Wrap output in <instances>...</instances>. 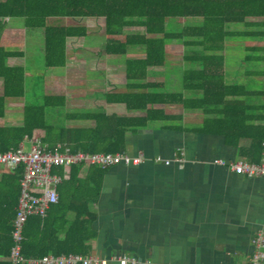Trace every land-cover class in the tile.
<instances>
[{"label":"trees","instance_id":"trees-1","mask_svg":"<svg viewBox=\"0 0 264 264\" xmlns=\"http://www.w3.org/2000/svg\"><path fill=\"white\" fill-rule=\"evenodd\" d=\"M4 18L8 21H2ZM51 18L68 19L71 24L50 25L47 20ZM88 18L104 20L105 56L123 58L124 91L102 92L100 96L106 104L123 105L133 115L103 111L67 113L65 96L45 95L42 104L23 106L20 125L0 126V153L16 149L35 130L43 131L41 140L49 148L60 144L72 153H123L127 134L146 128L148 123L160 122L168 128L186 130L175 124L181 120L180 114L165 111V107L178 106L183 111L203 114L196 128L199 134L221 136L234 147L240 139L249 140V147L242 150L243 157L257 163L264 150V0H0V39L9 21H20L25 36L41 40L44 67L63 68L67 39L86 38L88 32L83 22ZM175 18L202 21L181 27L172 22L169 30L168 20ZM127 28L142 31L127 32ZM233 38L258 42L244 48L247 54L240 61L241 65L257 66L241 71L240 74L253 77L247 85L228 83L225 78L226 40ZM171 42L182 46V62L190 66L181 70L176 91L166 90L162 82L148 80L152 69L166 65L165 47ZM129 51L143 55L127 57ZM22 56L0 43V118L5 116L7 99L25 96V68L7 63L9 58ZM51 114L62 116L64 123H52ZM67 121H87L92 125L68 127ZM81 166L69 168L68 179L56 189L58 202L45 217L27 218L21 234L23 257L87 255L86 242L92 238L88 204L96 196L94 186L98 180H81ZM54 170L62 173L63 169ZM21 174L22 169L17 168L0 176V264H9ZM69 211L75 214L70 222L66 219ZM61 231L63 239H59Z\"/></svg>","mask_w":264,"mask_h":264},{"label":"crops","instance_id":"crops-1","mask_svg":"<svg viewBox=\"0 0 264 264\" xmlns=\"http://www.w3.org/2000/svg\"><path fill=\"white\" fill-rule=\"evenodd\" d=\"M10 24L22 26L20 21H9ZM8 26L0 43L23 56L9 58L7 63L24 67L29 75L35 65L34 54L42 53V42L37 48L27 47L23 28L21 32L19 26H9L10 31ZM8 100L5 115L13 99ZM107 109L111 113L101 111L133 115L125 109V114L119 115L114 106ZM166 109L168 114H177ZM179 114L181 120L175 124L186 130L152 122L127 134L126 152L141 155L143 162L106 169L81 166V180H98L94 186L96 196L88 204L92 238L86 242L87 255L106 259L107 264H118L113 258L121 254L132 258L134 264H248L257 231L264 225V177L237 174L214 161H248L242 150L249 147L250 141L240 139L236 147L230 146L221 136L196 131L204 117L199 111ZM155 157L170 163L156 162ZM2 173L7 171H1L0 176ZM74 218L73 212H67L68 222ZM63 238L61 231L59 239Z\"/></svg>","mask_w":264,"mask_h":264},{"label":"rangeland","instance_id":"rangeland-1","mask_svg":"<svg viewBox=\"0 0 264 264\" xmlns=\"http://www.w3.org/2000/svg\"><path fill=\"white\" fill-rule=\"evenodd\" d=\"M200 18H175L168 20V29L171 28V23L175 22L178 27L186 24H194L201 22ZM16 22V21H15ZM80 22V21H79ZM50 25L64 26L71 24L68 19L51 18L47 20ZM83 24L87 28L88 36L79 39H67L66 42V65L63 68H45L43 65L42 53L34 54V66L27 77V86L25 96L22 98L13 99L12 104L7 105V113L4 118H0V126H18L22 119V108L24 105L42 104V98L51 95L67 96L65 109L82 110L84 112L106 111L109 107L115 108V112L119 115H124L122 105H110L97 94L102 92H122L124 91L125 76L123 68V58L115 56H105L102 52L104 44V20L103 18H88ZM8 23L6 24V27ZM12 28L19 26L20 31L23 26L10 24ZM8 26V27H9ZM5 27V28H6ZM242 28V26H235ZM9 29H11L9 27ZM17 30V29H16ZM14 30V31H16ZM10 31H13L12 29ZM130 31H142L141 28H127ZM22 32V31H21ZM24 32V31H23ZM14 34V33H13ZM25 34V33H24ZM9 35V34H7ZM4 35L5 37L7 36ZM22 37V36H20ZM29 38V39H28ZM25 44L28 46H39V39L28 37ZM123 40V37H120ZM12 41V37L10 36ZM1 42V39H0ZM255 39L252 38H233L226 40V48L224 52L225 58V78L228 83L239 82L249 84L253 77H247L240 74L242 70L257 69L255 63H247L241 65L240 61L247 54L244 48L246 46L255 45ZM2 44V43H1ZM5 47V45H4ZM6 48V47H5ZM12 49L11 46H9ZM42 49V43H41ZM166 65L152 69L148 77L149 81L162 82L166 84L165 89L169 91L178 90V80L180 72L190 66L182 62V46L175 43L167 44L166 47ZM33 50V49H32ZM31 51V50H30ZM140 51H129L127 57H140ZM31 67V65L29 66ZM257 83V82H256ZM258 87V86H257ZM261 87V86H260ZM0 92L2 93V85L0 83ZM30 93V94H29ZM29 94V95H28ZM9 100L7 104H9ZM6 105V104H5ZM171 108L178 115L183 110L178 106L165 107ZM168 110V109H166ZM110 112V111H109ZM49 113V112H48ZM111 113V112H110ZM128 114V112H127ZM130 114V113H129ZM49 120L56 125L63 124L62 116L57 117L55 114L49 116ZM66 126L91 125L92 122H66ZM34 134L39 138L43 137V131L35 130ZM30 144L25 143V148L29 149Z\"/></svg>","mask_w":264,"mask_h":264},{"label":"built area","instance_id":"built-area-1","mask_svg":"<svg viewBox=\"0 0 264 264\" xmlns=\"http://www.w3.org/2000/svg\"><path fill=\"white\" fill-rule=\"evenodd\" d=\"M2 21H8L7 18ZM29 143V149L25 143ZM145 158L141 155L132 156L128 152L109 153H83L70 152L69 148L55 144L49 148L41 138L33 134L30 139L25 138L18 147L4 153H0V172H14L22 169L19 179L20 195L16 207L15 217L12 223V241L7 262L9 264H107L106 259L90 255L79 254H47L41 258L23 257L21 254V234L28 217H45L50 206L58 202L57 186L69 177V168L75 164L94 165L100 168H109L117 164L137 165ZM154 161L169 165V160L155 157ZM215 164L225 165L237 174L248 177H264V152L258 163L245 160L226 163L223 160H215ZM62 168V173L54 169ZM113 260L118 264H134L133 259L126 255L114 256ZM248 264H264V225L257 231L254 248Z\"/></svg>","mask_w":264,"mask_h":264}]
</instances>
